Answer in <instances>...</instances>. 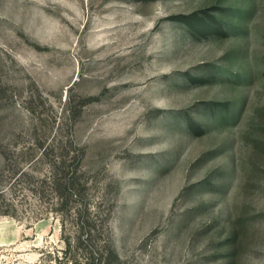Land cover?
I'll list each match as a JSON object with an SVG mask.
<instances>
[{"label":"rangeland","instance_id":"obj_1","mask_svg":"<svg viewBox=\"0 0 264 264\" xmlns=\"http://www.w3.org/2000/svg\"><path fill=\"white\" fill-rule=\"evenodd\" d=\"M0 264H264V0H0Z\"/></svg>","mask_w":264,"mask_h":264},{"label":"trees","instance_id":"obj_2","mask_svg":"<svg viewBox=\"0 0 264 264\" xmlns=\"http://www.w3.org/2000/svg\"><path fill=\"white\" fill-rule=\"evenodd\" d=\"M184 19H187V17H184ZM90 228H91V231H90L89 235L94 237L95 236V231H96L95 226L90 225Z\"/></svg>","mask_w":264,"mask_h":264}]
</instances>
